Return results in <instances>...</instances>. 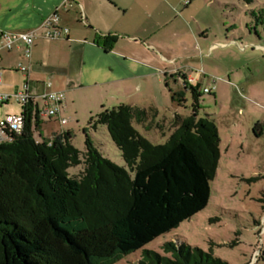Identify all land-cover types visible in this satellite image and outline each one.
<instances>
[{
	"label": "trees",
	"instance_id": "16d2710c",
	"mask_svg": "<svg viewBox=\"0 0 264 264\" xmlns=\"http://www.w3.org/2000/svg\"><path fill=\"white\" fill-rule=\"evenodd\" d=\"M257 22L264 27V9ZM110 38L99 35L96 43L110 50ZM32 112L25 133L0 146V264H107L208 206L221 156L213 119L177 115L175 132L156 145L132 122L163 130L157 108L122 103L100 112L89 125L107 126L128 170L105 158L88 131L86 152L74 146L71 131L37 140ZM79 165L80 175L71 177L69 169ZM163 249H145L136 264H230L185 243Z\"/></svg>",
	"mask_w": 264,
	"mask_h": 264
},
{
	"label": "rangeland",
	"instance_id": "374dc122",
	"mask_svg": "<svg viewBox=\"0 0 264 264\" xmlns=\"http://www.w3.org/2000/svg\"><path fill=\"white\" fill-rule=\"evenodd\" d=\"M145 1L151 15L143 19L150 31L155 22L164 24L152 42L174 59L163 64L161 75L143 88L109 95L105 97L108 101H99L106 96H101L100 88H77L78 115L70 109V125L43 116L37 126L34 119L35 138L52 139L62 127L71 128L72 143L86 152L88 131L105 158L129 170L107 126L88 125L90 107L96 110L94 116L122 103L157 108V121L163 130L132 122L156 145L168 142L176 130L177 115L213 119L221 137V156L208 206L143 249L121 254L107 264H136L144 258L145 249L165 254L163 245L167 242L200 247L230 264H264V27L257 22L264 0ZM23 10L24 6L20 13ZM5 16L2 10L0 24L8 20ZM184 74L194 76L188 87ZM214 79L215 90L205 93V88L213 87ZM192 87L198 89V101ZM175 93L183 100H174ZM22 110L14 98L0 107V119ZM82 170V165L71 167L69 175L78 176Z\"/></svg>",
	"mask_w": 264,
	"mask_h": 264
},
{
	"label": "crops",
	"instance_id": "0c3cea01",
	"mask_svg": "<svg viewBox=\"0 0 264 264\" xmlns=\"http://www.w3.org/2000/svg\"><path fill=\"white\" fill-rule=\"evenodd\" d=\"M27 1L0 2V13L3 10L8 19L0 24V33L39 28L64 0H32L25 5ZM23 6L26 11L20 13ZM149 8L145 0H70L60 11L62 25L70 30L68 37L36 38L30 73L32 92L45 91L47 81L52 82V89L67 92L66 108L62 112V117L68 119L65 126L71 123L70 109L78 115V98L74 94L77 88H98L97 91L100 88L101 96L103 93L106 96L99 101H108L109 95L117 96L134 87L143 88L150 79L161 75L163 64L174 59L168 58L158 44L152 42L164 24L155 22L150 31L143 19L151 15ZM99 35L111 37L110 50L96 43ZM20 62L26 63L21 47L1 53L0 92L12 93L23 88L28 77L18 69ZM182 77L189 82L194 76L184 74ZM95 113L94 107L88 109L91 118ZM65 131L74 134L71 128L65 130L64 127L59 133Z\"/></svg>",
	"mask_w": 264,
	"mask_h": 264
},
{
	"label": "built area",
	"instance_id": "2783aa9c",
	"mask_svg": "<svg viewBox=\"0 0 264 264\" xmlns=\"http://www.w3.org/2000/svg\"><path fill=\"white\" fill-rule=\"evenodd\" d=\"M69 2L70 0H64L62 5L58 6L37 29L22 32H2L0 35V63L3 51H11L17 47H21L26 63L20 62L18 69L28 77L27 82L21 90L14 93L0 92V107L10 104L11 100L15 98L23 108L20 114H8L0 119V146L15 141L17 137L25 133L28 122V110L30 109H33V121L44 116L58 118L63 125L68 122L67 118L62 117V112L66 108L65 91L52 89V82L47 81L44 84L46 87L45 91L33 93L30 73L36 38L42 36L46 39L58 40L68 37L70 30L68 27L62 25L60 11ZM40 30H42L41 33L39 32ZM1 74L0 72V80ZM191 82H193V79L185 83L186 87ZM216 83L217 80L214 79L213 87L211 89L205 88L204 92H213L216 88Z\"/></svg>",
	"mask_w": 264,
	"mask_h": 264
}]
</instances>
